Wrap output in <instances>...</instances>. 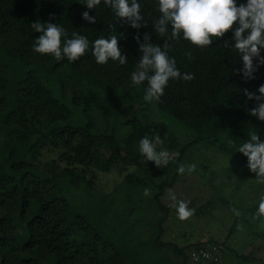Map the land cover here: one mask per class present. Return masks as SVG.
<instances>
[{
  "label": "trees",
  "instance_id": "1",
  "mask_svg": "<svg viewBox=\"0 0 264 264\" xmlns=\"http://www.w3.org/2000/svg\"><path fill=\"white\" fill-rule=\"evenodd\" d=\"M140 3L146 27L135 29L103 0L91 10L81 0H0V128L4 139L0 135V264H191L187 249L204 242L180 247L163 240L171 206L162 197L177 182L186 153L214 146L244 156L237 147L249 139V131L264 139V121L251 114L256 101L244 93V89L256 91L264 84V65L258 67L255 79L245 80L237 71L242 67L239 53L230 47L234 43L231 30L223 38L213 37V43L204 47L182 35L172 36L171 26L161 36L154 30V21L162 14L155 0ZM85 10L96 16L95 24L82 19ZM37 20L63 25L69 38L73 32L86 36L89 48L76 61L35 52L33 44L40 33L32 22ZM145 32L176 59L182 77L184 73L193 76L170 79L163 95L151 101L144 99L147 81L136 86L131 82ZM121 33L119 43L128 62L121 65L109 59L97 63L92 42ZM52 78L61 96L47 84ZM69 97L73 106L83 107L82 117L76 118ZM135 105L145 107L146 114L123 121L121 117ZM154 109L158 117L152 114ZM97 113L104 116L103 125ZM164 119L186 132V142L170 131ZM146 135L175 154L164 166L168 172L164 178L154 177L144 163L139 141ZM48 145L62 150L60 158L66 166L60 172L42 170L30 159ZM130 166L136 168L124 177L128 194L121 196L122 209H112L110 194L96 192L90 174L125 171ZM83 185L99 199L97 208L88 209L80 200L78 191ZM145 189L150 190L147 201L138 195ZM220 198L234 206L226 197ZM217 201L208 200L198 211L212 208ZM258 205L246 212L256 213ZM137 210L153 212L152 219L143 222L154 229L148 239L136 230L142 220L133 216ZM206 243L220 246V260H194L195 264H226L223 243ZM236 258L251 261L250 255L238 252Z\"/></svg>",
  "mask_w": 264,
  "mask_h": 264
},
{
  "label": "clouds",
  "instance_id": "2",
  "mask_svg": "<svg viewBox=\"0 0 264 264\" xmlns=\"http://www.w3.org/2000/svg\"><path fill=\"white\" fill-rule=\"evenodd\" d=\"M115 15L131 28L146 27L141 12L140 0H103ZM160 13L154 21V30L161 36L171 34L182 37L196 46L204 47L213 43V37L223 38L231 30L232 41H225V46L232 47L239 53L242 67L237 69L245 80L255 79V73L260 65H264V0H155ZM87 9H96L101 0H81ZM82 19L95 24L96 16L85 10L81 13ZM234 25H236L234 27ZM32 28L39 32L33 44V50L40 54H52L56 58L66 57L69 61H76L85 54L89 48L86 36L73 32L69 38L63 25L54 22H32ZM120 37L111 35L109 38L100 37L92 42V53L97 63L104 64L109 61H119L121 65L128 62L120 46ZM63 38V43H62ZM140 40L139 34L136 36ZM167 48V44L164 46ZM140 58L135 70L131 73V82L134 86L147 81L144 99L151 101L158 99L164 93L170 79H180L181 71L177 67L174 57H169L167 51L162 50L159 44L152 42V35L144 33V42L140 44ZM191 57V53H188ZM183 79L190 80L191 74L184 73ZM249 100H255L256 106L251 114L260 121H264V84L256 91L244 89ZM249 139L240 143L237 152L242 153L248 160V168L261 182H264V139L255 131H249ZM159 137L156 140L159 141ZM230 144H235L230 141ZM139 151L146 161H154L158 167L166 166L171 157L167 150H156V145L146 135L139 141ZM196 165L189 166L188 171L195 170ZM178 172L183 174L185 166L181 164ZM144 194H150L145 189ZM175 199V197H173ZM178 217L183 220L192 214L193 210L187 207L184 201L177 204ZM236 215L240 212L233 209ZM258 218H264V198L259 201L256 210Z\"/></svg>",
  "mask_w": 264,
  "mask_h": 264
},
{
  "label": "rangeland",
  "instance_id": "3",
  "mask_svg": "<svg viewBox=\"0 0 264 264\" xmlns=\"http://www.w3.org/2000/svg\"><path fill=\"white\" fill-rule=\"evenodd\" d=\"M47 84L54 88L56 95L61 96L59 84L52 78L47 79ZM69 105L76 113V118L82 117V106ZM155 117H158L157 109L151 111ZM146 109L143 106L135 105L129 112L121 117L125 121L128 117L144 116ZM97 119L101 125L104 124V116L97 113ZM166 124L170 131L177 135L181 142H186L188 135L179 127L176 122L171 119ZM2 130L0 135L2 138ZM2 140H4L2 138ZM156 150H167L163 145H156ZM61 149L53 145H48L36 151L30 159L42 170L54 169L60 172L65 166L66 161L60 158ZM169 156H174V152L167 150ZM144 163L150 170L151 174L156 178H164L167 176V169L156 165L154 161H146ZM185 166V172L179 174V178L173 187L167 189L163 195V202L171 206V212L165 224V233L163 240L166 242H175L180 247L190 246L196 243L216 241L223 243L225 252H223L222 260L226 264H264V218H258L256 213H248L246 210L255 205L264 198V182L257 179L256 174L252 173L248 168V160L245 156L227 153L218 147L210 148H194L190 149L182 162ZM195 164V170L189 172L190 165ZM136 166H130L125 171L114 169L111 172H103L95 170L94 187L99 194H110L113 201L112 209L121 210V196L128 194L124 177L128 171H132ZM174 169L171 171L173 172ZM74 190V185L70 184V191ZM78 194L80 200L86 204L88 209H95L99 205V199L93 196L91 188L83 185ZM147 201L149 198L138 192ZM137 194H134L136 197ZM175 197V199L173 198ZM226 197L234 203L230 206L222 201ZM216 199L217 202L199 212L200 207H204L210 199ZM221 200V201H220ZM184 201L192 214L186 219L181 220L177 214V204ZM233 209H238L240 214L236 215ZM158 211V210H157ZM1 212V211H0ZM162 215L161 211L157 212ZM243 214L242 220H237ZM153 212L150 210H137L133 216L142 219L137 225L136 230L142 238L148 239L154 234V229L144 224L152 219ZM132 216V217H133ZM115 218V219H114ZM113 220L117 224V218L113 215ZM191 248L187 249V252ZM223 250V251H224ZM251 256V261L244 262L236 258V253ZM175 259L173 252H168ZM190 263L195 264L196 261L190 258Z\"/></svg>",
  "mask_w": 264,
  "mask_h": 264
},
{
  "label": "built area",
  "instance_id": "4",
  "mask_svg": "<svg viewBox=\"0 0 264 264\" xmlns=\"http://www.w3.org/2000/svg\"><path fill=\"white\" fill-rule=\"evenodd\" d=\"M193 260H201L203 262L218 261L221 258L220 246L215 243H206L195 246L191 252Z\"/></svg>",
  "mask_w": 264,
  "mask_h": 264
}]
</instances>
